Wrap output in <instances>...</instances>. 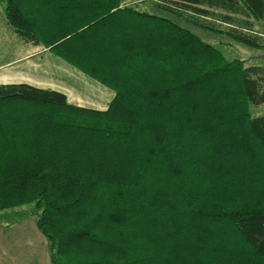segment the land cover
<instances>
[{"label": "trees", "instance_id": "16d2710c", "mask_svg": "<svg viewBox=\"0 0 264 264\" xmlns=\"http://www.w3.org/2000/svg\"><path fill=\"white\" fill-rule=\"evenodd\" d=\"M4 1L21 38L116 95L100 112L0 86V213L35 204L51 264H264V68L127 0ZM152 7L263 49L264 0Z\"/></svg>", "mask_w": 264, "mask_h": 264}, {"label": "crops", "instance_id": "0c3cea01", "mask_svg": "<svg viewBox=\"0 0 264 264\" xmlns=\"http://www.w3.org/2000/svg\"><path fill=\"white\" fill-rule=\"evenodd\" d=\"M41 25H36L37 30ZM6 27L15 32L8 22ZM21 46L5 60L0 56V86L25 84L62 93L74 106L100 112L109 109L116 95L110 88L67 64L44 45ZM5 218H0V264H51L49 243L35 217L23 213Z\"/></svg>", "mask_w": 264, "mask_h": 264}, {"label": "rangeland", "instance_id": "374dc122", "mask_svg": "<svg viewBox=\"0 0 264 264\" xmlns=\"http://www.w3.org/2000/svg\"><path fill=\"white\" fill-rule=\"evenodd\" d=\"M23 1L25 3H27L31 8H33V6L35 4L34 2H36L35 7H40V5H41V4L40 5L38 4L39 0H23ZM160 2L162 3V0H127L125 2V4L127 6H131V7L135 8L141 12H151V13H156V14H163V15L171 18L172 20L177 21L181 26L189 29L194 34L199 36L204 42H206L207 44H210L211 46H213V47L217 48L219 51H221L224 54L226 60H228V61L242 60V61L246 62L247 66L260 65L264 68V62H262L263 64L258 62L259 59L264 60V46H263V49H261V50L249 49V48H247V47H245L239 43L234 42L232 39H230L227 35H224L223 33H218L214 30L203 29V28H200L199 26L194 25L193 23L188 22V19H189L190 21L191 20L196 21L198 23L211 26L214 29H216V30L218 29V30H221L223 32H225L229 29L227 25L220 23L219 21L214 19V17H210V18H206V19L200 18L199 16L191 17L193 15L189 16V13H186V15H185L186 17H179V16H177V14H174V13H165V12L160 11L158 9H156V10H155V8L153 9L152 5L154 3H160ZM27 4H26V6H27ZM6 6H7L6 2L4 0H0V56H2V60H5L6 57L8 58V57L14 55L15 49L20 50L22 47L21 45L27 46V45H29V43L34 44L36 46L42 45V44H37V43H31L30 41H26L23 38L21 39V37H19L17 33L10 31L6 27V24L8 22L7 17H6V13H5V7ZM47 8H48V6H47ZM33 10L36 11L35 9H33ZM188 16H189V18H187ZM237 18H240L241 20H243V17H237ZM36 25L37 24H35L34 27L37 30ZM241 27L245 28V25L243 24V25H241ZM254 30H255V32L259 33V35L262 36L261 40H263L262 44L264 45V26H262L260 23H256ZM240 31L244 32L246 30H240ZM28 50H30V49L28 48ZM11 60H12V58H11ZM9 61H10V59H9ZM64 62H66V61H64ZM263 76H264V74H263ZM251 113H252L253 117H264V105L259 106V107H252ZM37 210L38 209H37L35 204L26 205V206H23L21 208H16L14 210H7L5 212H2V213H0L1 214L0 218H2V219H6L5 217L14 218L18 214H23V213H27V215L35 216L37 213ZM3 215H4V217H2Z\"/></svg>", "mask_w": 264, "mask_h": 264}]
</instances>
